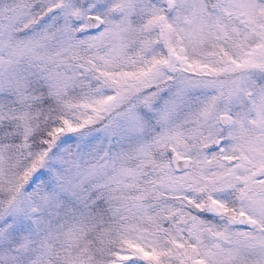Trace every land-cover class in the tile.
Masks as SVG:
<instances>
[{
	"label": "snow or ice",
	"instance_id": "snow-or-ice-1",
	"mask_svg": "<svg viewBox=\"0 0 264 264\" xmlns=\"http://www.w3.org/2000/svg\"><path fill=\"white\" fill-rule=\"evenodd\" d=\"M0 264H264V0H0Z\"/></svg>",
	"mask_w": 264,
	"mask_h": 264
}]
</instances>
